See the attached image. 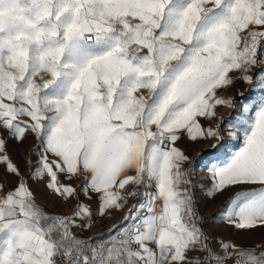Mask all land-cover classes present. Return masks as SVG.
<instances>
[{"label": "snow or ice", "instance_id": "6c2138e0", "mask_svg": "<svg viewBox=\"0 0 264 264\" xmlns=\"http://www.w3.org/2000/svg\"><path fill=\"white\" fill-rule=\"evenodd\" d=\"M237 80L259 98L218 95ZM30 139L25 177L9 144ZM228 139L238 150L208 168L207 197L229 193L211 219L264 227V0H0V173L16 179L0 183V264H264L261 245L204 230L191 178L206 149L179 146Z\"/></svg>", "mask_w": 264, "mask_h": 264}, {"label": "rangeland", "instance_id": "374dc122", "mask_svg": "<svg viewBox=\"0 0 264 264\" xmlns=\"http://www.w3.org/2000/svg\"><path fill=\"white\" fill-rule=\"evenodd\" d=\"M259 71L257 68L251 69L249 74H253ZM244 92L245 99L246 100H253L258 99L260 96L259 91L253 90L249 91V85L237 80L234 85L229 86L225 89L218 90V95L227 99V98H236L237 108H239V93ZM238 114L234 112V110L230 107L225 106H218L216 108V119L219 120V118L223 117L225 119L231 120ZM215 123V121H214ZM35 141L33 139H30L28 142L25 143V145L22 146V148L17 151L15 150V146L12 144H9V151L12 155L13 160H15L17 163L21 165V171L22 174L27 177L29 169L24 165V156L29 150V148L34 146ZM181 148H183L186 151V154L189 156H196L197 152H201L202 149H206V151L201 152V154L196 159L195 164V172L192 175V181L195 184L194 194L197 201V206L199 209L200 217L207 221L202 225L204 230L206 231L209 226H213L216 228L217 231H228L229 238L225 237L218 238L216 241H239L242 237L246 236V239L253 240L254 238V230H237L235 228L227 226V224L218 223L216 220L211 219L212 217L216 216L219 209H221L222 205L225 202L226 196L229 195V193H225V195H218L215 199H210L205 194V190L210 186V181L207 179L208 176V168L211 167L213 164H218L223 161H225L233 152L238 150L240 143L236 140L228 139L226 140L219 148L215 150L207 149V145L205 143H196V144H189L187 142H182L179 145ZM35 159V157H33ZM0 183H6V188H12L15 186L16 179L15 177H5L2 173H0ZM74 184H79L80 181H74ZM29 184L35 194L36 201L41 204H51L56 205V208L60 210H64L63 203L55 196L50 195L43 186V182L39 180H29ZM74 202H69V205H73ZM133 203V201L130 199L129 204ZM93 211L95 212L96 208V201L95 198L91 201ZM121 212H115L110 217L103 218L104 221L106 220V223H109L110 225L115 224L119 222L122 218ZM98 219H102L99 216L95 217ZM207 232V231H206Z\"/></svg>", "mask_w": 264, "mask_h": 264}, {"label": "crops", "instance_id": "0c3cea01", "mask_svg": "<svg viewBox=\"0 0 264 264\" xmlns=\"http://www.w3.org/2000/svg\"><path fill=\"white\" fill-rule=\"evenodd\" d=\"M46 212H48L49 214H55V213H59V214H63V215H68L69 211L67 210H60L58 208H56V205H51V204H41L38 203ZM72 206L69 205V210ZM111 225L109 223H106V220L104 221V219H98L95 218V222L93 227L91 228L90 231H85L83 233H78L80 235L83 236H93V235H98L101 232L105 231L108 227H110ZM207 232L210 233L211 236H213L215 238V240H217L218 238H225L227 237L229 238V233L228 231H217L216 228H214L212 225L209 226V228L206 230ZM242 238L239 241H232V244H235L237 246H241V247H256L257 245H261V248L259 250H264V227H257L254 229V238L253 240H249L246 239V236H241ZM217 245H214V247ZM191 255H198L197 253H192ZM224 264H232V260L228 259L225 260Z\"/></svg>", "mask_w": 264, "mask_h": 264}, {"label": "built area", "instance_id": "2783aa9c", "mask_svg": "<svg viewBox=\"0 0 264 264\" xmlns=\"http://www.w3.org/2000/svg\"><path fill=\"white\" fill-rule=\"evenodd\" d=\"M214 240H215V238L213 237V236H211ZM216 241V240H215Z\"/></svg>", "mask_w": 264, "mask_h": 264}]
</instances>
